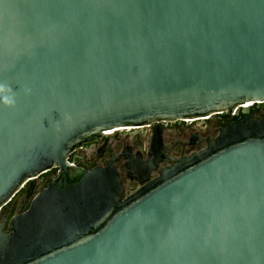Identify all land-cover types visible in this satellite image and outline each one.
I'll return each instance as SVG.
<instances>
[{"label":"water","instance_id":"obj_1","mask_svg":"<svg viewBox=\"0 0 264 264\" xmlns=\"http://www.w3.org/2000/svg\"><path fill=\"white\" fill-rule=\"evenodd\" d=\"M0 83V213L58 168L0 222V264H264V117L123 198L114 167L67 161L102 131L264 102V0H0Z\"/></svg>","mask_w":264,"mask_h":264},{"label":"flooded vegetation","instance_id":"obj_2","mask_svg":"<svg viewBox=\"0 0 264 264\" xmlns=\"http://www.w3.org/2000/svg\"><path fill=\"white\" fill-rule=\"evenodd\" d=\"M245 117H264V102L239 105L207 117L156 121L140 127L116 129L111 133L102 131L99 136L74 148L67 161L74 168L84 170L97 166L114 167L121 179L123 198L159 176L161 169L170 166L175 159L205 149L222 128ZM57 172L58 168L53 167L36 178L33 184L27 182L26 187L2 209L0 222L6 219L5 229L8 220L26 210L33 196L46 187ZM145 176L147 180L142 181L140 178Z\"/></svg>","mask_w":264,"mask_h":264},{"label":"clouds","instance_id":"obj_3","mask_svg":"<svg viewBox=\"0 0 264 264\" xmlns=\"http://www.w3.org/2000/svg\"><path fill=\"white\" fill-rule=\"evenodd\" d=\"M30 89H25V94H30ZM0 104L6 108L14 109L17 107V95L12 87L7 83H0Z\"/></svg>","mask_w":264,"mask_h":264},{"label":"bare ground","instance_id":"obj_4","mask_svg":"<svg viewBox=\"0 0 264 264\" xmlns=\"http://www.w3.org/2000/svg\"><path fill=\"white\" fill-rule=\"evenodd\" d=\"M250 103V102H249ZM128 128H130V127H123V128H119V129H128ZM114 130H116V129H112V130H107V132L106 131H104L105 133H111V132H113ZM120 131V130H119Z\"/></svg>","mask_w":264,"mask_h":264},{"label":"built area","instance_id":"obj_5","mask_svg":"<svg viewBox=\"0 0 264 264\" xmlns=\"http://www.w3.org/2000/svg\"><path fill=\"white\" fill-rule=\"evenodd\" d=\"M253 102H246V103H242L241 106H245V105H248V104H252ZM104 132V131H103Z\"/></svg>","mask_w":264,"mask_h":264}]
</instances>
